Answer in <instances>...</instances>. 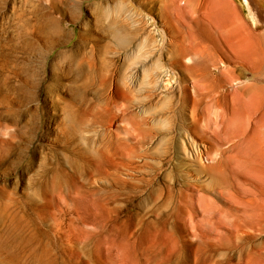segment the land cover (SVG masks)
Returning <instances> with one entry per match:
<instances>
[{"label":"rangeland","instance_id":"obj_1","mask_svg":"<svg viewBox=\"0 0 264 264\" xmlns=\"http://www.w3.org/2000/svg\"><path fill=\"white\" fill-rule=\"evenodd\" d=\"M261 44L239 0H0V264H264Z\"/></svg>","mask_w":264,"mask_h":264},{"label":"bare ground","instance_id":"obj_2","mask_svg":"<svg viewBox=\"0 0 264 264\" xmlns=\"http://www.w3.org/2000/svg\"><path fill=\"white\" fill-rule=\"evenodd\" d=\"M264 3V0H239V5L240 7L243 9L244 13H245V16H246V19H247V22L254 28V29H258L260 27V24L261 25H264V11L262 10V5ZM74 34V37L77 36V32L74 30L73 32ZM160 39H161V36H159ZM127 39V38H126ZM119 40V39H118ZM120 42V41H119ZM261 54H262V57H263V67H264V46L263 44L260 45V48H259ZM52 51H48L47 53L43 54V62L45 64L48 63V59H49V56L51 55ZM262 73V77L264 78V71H261ZM163 77L164 79H168V82H174V83H178L179 79L177 77V75L175 74V72L172 70V69H166L164 71V74H163ZM164 84H165V80H163V87H164ZM215 86H217L218 84H214ZM219 86V85H218ZM222 86V85H221ZM219 87L217 89H214V90H218ZM262 91H263V94H264V86L262 87ZM2 101V100H1ZM5 101V100H4ZM6 102V101H5ZM217 105L219 106L220 105V101L217 102ZM32 111V110H31ZM126 111V109L124 110ZM28 114V113H26ZM30 114V113H29ZM28 116V115H27ZM2 119H4L5 117L2 115ZM8 117V116H7ZM22 117V116H21ZM20 117V118H21ZM1 118H0V133L4 131V133L6 132L9 133L8 131V128H5L1 125V121H3ZM11 119V118H10ZM5 120V119H4ZM17 120V119H16ZM77 120V119H76ZM79 121V120H78ZM19 126V125H18ZM9 137H10V141H13L15 139V136L9 134ZM10 143L9 142H4L2 141V143L0 144L1 147L5 146V145H9ZM7 162V157H5L2 152L0 151V167L3 166L5 167L4 164H6ZM2 169V168H1ZM5 190V189H4ZM4 190H2L3 192H5ZM1 201L4 202V200L0 197ZM2 202V203H3ZM1 202L0 204L3 205ZM6 204V203H5ZM6 206V205H5ZM1 207V206H0ZM3 207V206H2Z\"/></svg>","mask_w":264,"mask_h":264}]
</instances>
